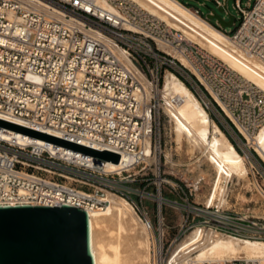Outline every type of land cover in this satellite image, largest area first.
<instances>
[{"label":"built area","instance_id":"obj_1","mask_svg":"<svg viewBox=\"0 0 264 264\" xmlns=\"http://www.w3.org/2000/svg\"><path fill=\"white\" fill-rule=\"evenodd\" d=\"M174 1L226 35L242 54L264 64V0L252 5V0H247L245 7L241 0H234L241 19L232 33H226L216 21L212 24L182 0ZM213 2L227 9V0ZM174 54H180L191 68ZM167 73L191 91L194 86L206 91L213 108L224 113L209 92L213 91L249 133L260 130L264 101L258 95L251 101L238 76H232L220 61L138 3L0 0V120L89 149L135 158L131 169L118 175L104 171L107 161L0 127L1 133L8 135V139L0 136V206L81 208L95 203L96 208H103L106 203L97 199H103L106 191L116 194L115 179L124 182V174L146 164V144L155 151L161 109L154 95L163 87ZM146 91L152 94L149 99ZM19 137L30 141L22 144ZM76 158L98 166L92 169ZM65 176L81 182L69 184ZM76 183L92 188V193L77 189ZM199 184L190 185V192ZM20 190H31V194L20 196ZM78 191L87 196L81 203ZM189 213L186 231L210 229L239 241H264V220L248 210L238 213L203 203ZM191 264L259 262L232 258Z\"/></svg>","mask_w":264,"mask_h":264},{"label":"bare ground","instance_id":"obj_2","mask_svg":"<svg viewBox=\"0 0 264 264\" xmlns=\"http://www.w3.org/2000/svg\"><path fill=\"white\" fill-rule=\"evenodd\" d=\"M132 1L164 20L170 27L181 31L186 39L192 41L200 50L205 51L207 56L220 61L225 67H229L230 70L226 68L232 73L231 75L238 76L242 89L249 90L246 92L249 93L252 101L255 95L264 101V64L262 62L242 54L226 35L174 0ZM34 5L48 13L50 12L39 4L35 3ZM50 13L54 14L53 12ZM167 51L170 52L171 50ZM174 55L184 65L191 68L189 62L180 54ZM243 79L250 83L249 88L245 84L243 85ZM209 92L221 106L225 115L247 138L248 144L253 146L255 153L264 163V122L259 131L249 134L243 123L231 114L232 112L219 100L217 95L213 91ZM146 95L147 99L152 96L150 91H146ZM154 97L169 119L171 134L174 133L175 135L174 141L177 144H184L188 154H200L214 171L212 190L205 204L222 208L232 185L247 179L248 170L245 159L236 151L233 144L210 119L209 114L196 96L180 79L171 73H167L162 89L155 91ZM10 118L24 122L17 118ZM0 136L8 137L1 131ZM29 141L25 137L18 138V142L22 144H27ZM158 149L160 146L157 144L156 150ZM151 150L152 148L146 144L144 149L145 163L150 160ZM60 155L75 160L74 157L67 154L60 153ZM134 159V157L123 153L119 164L113 165L108 162L104 165V171H116L118 175H121L122 172L131 169L129 166L133 164ZM76 161L79 164H87L92 169L98 166L94 163L90 165L91 160L77 159ZM65 177L69 184L73 181L81 182L71 177ZM37 181L39 180L35 182ZM255 187L264 198V192L259 189L258 185L255 184ZM105 193L103 199H97V201L108 203L104 209L96 208L95 203L78 208L86 211L88 215L90 248L94 264H152L151 240L147 230V220L144 223L136 214L133 206L125 199L107 191ZM29 194H31V190L19 191L20 196ZM77 196L80 203L83 198L87 197L86 193L82 191H78ZM159 221H162L161 216ZM161 248L159 245L158 255L152 254L153 264H157V260L158 264H191V261L195 260L232 258L256 259L259 264H264V241H239L220 235L210 229H197L191 232L176 246L166 260L162 258Z\"/></svg>","mask_w":264,"mask_h":264},{"label":"rangeland","instance_id":"obj_3","mask_svg":"<svg viewBox=\"0 0 264 264\" xmlns=\"http://www.w3.org/2000/svg\"><path fill=\"white\" fill-rule=\"evenodd\" d=\"M246 1L241 0L243 7H245ZM254 1H251V5ZM182 3L198 9L204 18L209 12L219 15L224 21H228L229 16L235 17L234 25L224 29L226 33H232L241 19L240 14L234 7V0H227L225 12H220L213 0H182ZM201 3H203L202 6ZM211 23L215 25L214 21H211ZM227 68L230 70L229 67ZM242 81L243 85L245 84L249 88L250 83L244 79ZM194 88L195 91H192V93L209 114L210 119L220 128L234 148H237H235L236 151L238 150L237 152L246 161L247 179L235 182L232 185L226 203L222 208L238 213L248 210L257 219L264 220V198L255 187V184L258 185L259 189L264 192V163L255 153L253 146L248 144L247 138L244 136L246 142L232 121L221 110L216 111L213 108L212 103L214 102L209 94L206 91L198 90L195 86ZM246 99L247 97H243V100ZM159 104L158 102V107L161 109L160 128L157 131L156 145H160L161 150H156V146L155 151L152 148L149 162L135 167L129 175L124 174L126 180L124 182H119L121 178H116L114 189L116 194L109 192L131 204L144 223L147 220V230L151 240L152 264V254L158 255L159 245L162 247V258L166 260L176 246L191 233L190 230L186 231L188 226L186 221L189 222L191 218L189 211L193 206L206 202L211 193L214 178V171L200 154L190 155L186 152L184 144H177L174 141L175 135L174 133L171 134L169 119ZM237 114L239 113L236 112ZM240 125L242 126L241 123ZM197 181H200L197 190L190 192V185ZM74 186L87 193H92L93 190L77 183ZM107 205L108 203L103 209ZM160 216L162 217L161 222L159 221ZM175 238L178 240L174 241Z\"/></svg>","mask_w":264,"mask_h":264},{"label":"water","instance_id":"obj_4","mask_svg":"<svg viewBox=\"0 0 264 264\" xmlns=\"http://www.w3.org/2000/svg\"><path fill=\"white\" fill-rule=\"evenodd\" d=\"M206 18L223 29L235 22L233 16L224 21L215 13ZM0 127L113 165L121 161V155L110 150L89 149L1 120ZM0 264H94L87 212L66 205L0 206Z\"/></svg>","mask_w":264,"mask_h":264},{"label":"trees","instance_id":"obj_5","mask_svg":"<svg viewBox=\"0 0 264 264\" xmlns=\"http://www.w3.org/2000/svg\"><path fill=\"white\" fill-rule=\"evenodd\" d=\"M236 148V147H235ZM237 149V148H236ZM238 151V150H237Z\"/></svg>","mask_w":264,"mask_h":264}]
</instances>
